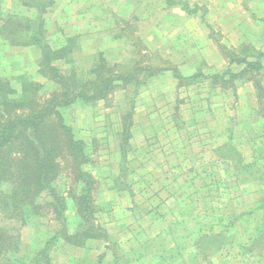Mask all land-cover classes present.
<instances>
[{"label": "rangeland", "instance_id": "374dc122", "mask_svg": "<svg viewBox=\"0 0 264 264\" xmlns=\"http://www.w3.org/2000/svg\"><path fill=\"white\" fill-rule=\"evenodd\" d=\"M17 1L0 0V14L38 16ZM42 16L53 47L72 39L71 59L54 62L64 71L86 76L100 54L122 73L168 70L150 78L143 72L105 100L60 109L86 142L92 220L107 237L80 246L59 234L37 257L63 228L52 211L24 222L0 216V227L19 238L5 262L264 264V248L250 247L264 202V103L248 79L235 89L205 78L179 83L170 70L211 75L229 66L211 28L241 55L264 51V0H55ZM13 46L0 44L1 75L19 91L21 76L39 82L45 100L58 86L38 72L40 49ZM260 76L264 85V68ZM240 158L244 168L234 163ZM61 166L55 185L66 197V232L75 235L85 227L74 200L84 183L73 179L68 159Z\"/></svg>", "mask_w": 264, "mask_h": 264}, {"label": "trees", "instance_id": "16d2710c", "mask_svg": "<svg viewBox=\"0 0 264 264\" xmlns=\"http://www.w3.org/2000/svg\"><path fill=\"white\" fill-rule=\"evenodd\" d=\"M17 2L24 7L37 9L38 16L31 18L2 10L0 34L14 46H37L41 51L38 72L54 81L58 88L42 101L38 98L42 87L39 82L21 76L22 86L19 91L11 80L0 77V216L24 222L27 214L41 216L45 210L52 211L63 228L45 243L37 254L40 257L48 250L47 246L59 240V234L80 246L88 239L107 237L106 231L92 220L95 179L85 169L90 163L86 142L75 136L73 128L66 123L60 109L76 102L90 104L105 100L119 85L132 83L143 72L146 78H150L168 69L156 70L151 66H138L134 71L122 73L116 69V64L112 65L100 54L86 76L76 68L64 71L54 62L69 57L73 51L72 39H68L60 47H53L47 39L45 19L42 16L54 5L55 0ZM183 7L193 12L186 2H183ZM210 36L217 43L229 66L211 75L197 72L187 76L178 68H170L174 77L179 83L205 78L210 79L214 85L231 84L234 89L237 81L245 78L253 82L258 100L264 103V85L260 76L264 68V51L254 49L252 54L241 55L239 49L224 44L213 28ZM233 66H240V69L234 70ZM124 133L129 138V123H126ZM226 145L238 152L232 142ZM65 159L70 162L73 179L84 183L82 193L76 195L74 200L85 227L75 235H68L66 232V197L55 185L61 174V162ZM234 163L242 168L246 166L242 158ZM256 210L262 212V221L258 234L252 237L250 247L258 242L264 248V202ZM17 237L15 232L0 227V264H8L5 262L8 261L6 256L18 250ZM10 264L27 263L13 257Z\"/></svg>", "mask_w": 264, "mask_h": 264}, {"label": "crops", "instance_id": "0c3cea01", "mask_svg": "<svg viewBox=\"0 0 264 264\" xmlns=\"http://www.w3.org/2000/svg\"><path fill=\"white\" fill-rule=\"evenodd\" d=\"M9 11V10H8ZM12 12V11H11ZM0 44L3 45V46H8V45H11L6 39H4V37L0 34ZM7 44V45H6ZM14 47V46H13ZM15 47H19V48H28V49H32L34 48V46H26V47H23V46H15ZM41 57V52L40 54L38 55V59H40ZM0 77H5L3 75H1L0 73Z\"/></svg>", "mask_w": 264, "mask_h": 264}]
</instances>
